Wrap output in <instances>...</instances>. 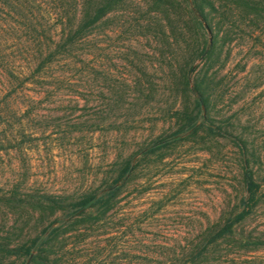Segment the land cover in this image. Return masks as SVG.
Returning a JSON list of instances; mask_svg holds the SVG:
<instances>
[{"label":"rangeland","instance_id":"374dc122","mask_svg":"<svg viewBox=\"0 0 264 264\" xmlns=\"http://www.w3.org/2000/svg\"><path fill=\"white\" fill-rule=\"evenodd\" d=\"M82 1L0 0V21L12 27L26 24L14 12L18 5L45 16L35 23L59 27L58 14L80 9ZM147 7L138 0L108 15L79 44L77 56L55 67L60 83L47 84L48 78L44 86L26 84L25 95H34L35 101L0 117V138L8 137L0 149V193L77 199L112 183L124 160L136 165L114 207L68 236L62 264L186 260L207 228L242 209L246 192L240 139L253 153L250 167L261 196L236 227L237 237L250 234L264 242V18L232 11L220 29L221 57L213 70L222 83L209 113L225 134L209 137L200 129L175 138L174 113L187 104L175 77L182 51L175 46L165 60L160 57L158 40L144 33ZM211 15L217 21L219 14ZM8 35L0 34L1 55L22 56L8 46L18 35L31 38L20 30ZM4 82L1 77L0 86ZM17 83L9 88L19 90ZM8 212L1 207L0 230L12 223L14 215ZM263 242L255 250L222 243L220 252L230 249L234 257H223V264H264ZM4 263L20 264L12 259Z\"/></svg>","mask_w":264,"mask_h":264},{"label":"trees","instance_id":"16d2710c","mask_svg":"<svg viewBox=\"0 0 264 264\" xmlns=\"http://www.w3.org/2000/svg\"><path fill=\"white\" fill-rule=\"evenodd\" d=\"M60 1L65 3L67 0ZM137 1L83 0L80 9L67 8L58 14L59 27L35 23L33 20L45 16L34 14L24 6L11 4L14 12L28 22L21 27H12L0 21V34L9 33L8 36H11L20 30L31 40L18 35L13 45L8 46L10 52H21L22 56L19 57L11 53L1 55L3 49H0V78L6 80L0 86V117L4 114L9 116L15 107L35 101L34 95H25L26 84L44 86L48 78H51V82L47 84L60 83V73L56 72L55 67H62L68 59L77 56L79 44L108 15ZM144 3L148 6L144 10L145 16H149L143 25L144 33L152 34L158 40L160 57L165 60L169 53L167 50L175 46L182 51V62L177 66L178 74L175 77L187 104L174 113L178 128L172 136H192L200 129H205L209 137L224 135L222 126L214 125L209 113L218 86L222 83L217 80V72L213 70L221 57L220 40L224 37L219 36L220 29L230 21L232 11L241 17H249L253 13L264 18V0H144ZM212 11L219 14L217 21L212 19ZM208 30L212 33L211 39L207 38ZM196 60L202 63L201 70ZM169 66L173 70L174 65ZM16 81L20 89H10L9 86ZM35 93L41 94V91ZM4 138H0V149L4 140H8L6 135ZM162 140L165 139L158 142ZM240 142L242 181L246 192L241 211L207 228L201 240L186 253V260L174 264H223L224 258L234 260V257L229 256L230 249L220 252L222 243L236 244L246 250H255L262 244V239L250 234L237 237L236 227L259 204L261 196V184L250 167L253 153L243 139ZM154 147L149 150L153 151ZM135 167L131 159L124 160L112 183L101 191L92 190L77 199L68 200L50 193L21 195L16 190L0 193V209L5 207L8 213L14 215L11 225L6 230L4 227L0 230V264L11 259L13 263L18 261L20 264H62L61 250L67 244L68 236L78 232L85 223L99 221L114 207L122 185ZM20 210L25 211L21 213ZM59 212L65 214V218H59Z\"/></svg>","mask_w":264,"mask_h":264},{"label":"water","instance_id":"95a60500","mask_svg":"<svg viewBox=\"0 0 264 264\" xmlns=\"http://www.w3.org/2000/svg\"><path fill=\"white\" fill-rule=\"evenodd\" d=\"M208 33H209V35H210V31L208 30Z\"/></svg>","mask_w":264,"mask_h":264}]
</instances>
